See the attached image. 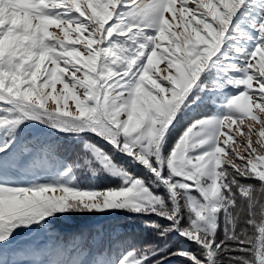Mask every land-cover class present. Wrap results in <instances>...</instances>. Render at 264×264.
<instances>
[{
  "label": "snow or ice",
  "instance_id": "obj_1",
  "mask_svg": "<svg viewBox=\"0 0 264 264\" xmlns=\"http://www.w3.org/2000/svg\"><path fill=\"white\" fill-rule=\"evenodd\" d=\"M58 81L74 112L47 107L68 98ZM260 114L264 0H0V264H264ZM114 211L150 217L155 239L54 235ZM22 233L51 242L19 247Z\"/></svg>",
  "mask_w": 264,
  "mask_h": 264
},
{
  "label": "trees",
  "instance_id": "obj_2",
  "mask_svg": "<svg viewBox=\"0 0 264 264\" xmlns=\"http://www.w3.org/2000/svg\"><path fill=\"white\" fill-rule=\"evenodd\" d=\"M60 151L61 154H67L64 152L63 147H61ZM83 179L86 185H95L97 187L111 185V182H104L103 177L93 178L87 176ZM249 182L258 184V181ZM144 219H150V217L139 216L137 219H119L112 223H109V221L104 226L96 228L81 227L80 224H71L70 222H63L65 226H62L59 220L58 224L54 225V235L61 243L68 241L71 245L74 243L80 244L85 248H92L97 244L107 246L115 243L117 240L126 241L129 244L140 245L143 242L151 241L148 240L149 236L146 230L142 228L144 225ZM46 241L51 242L43 235H38L36 233H22L17 237L16 245L23 247L27 244H43ZM170 264H188V262L183 260H173L170 261Z\"/></svg>",
  "mask_w": 264,
  "mask_h": 264
},
{
  "label": "rangeland",
  "instance_id": "obj_3",
  "mask_svg": "<svg viewBox=\"0 0 264 264\" xmlns=\"http://www.w3.org/2000/svg\"><path fill=\"white\" fill-rule=\"evenodd\" d=\"M179 5H177L178 7ZM169 18H171V13L168 14ZM174 30H179V29H175ZM50 31L56 32L58 35H62V31L61 28L56 27V26H52L50 28ZM76 33H70V36L72 38L76 37ZM85 35H87V33H85ZM257 59H259V56L257 57ZM166 64L167 61L166 60H162L161 58L157 57L154 59V67L155 68H159L160 69V75H167L168 69L166 68ZM78 76H82V73H77ZM63 89V82L58 81L55 85V92H53V96H67L68 98L65 99H61L59 102H57L55 99H49L47 102V107L50 109H54L57 106H59L62 111L65 112H74L76 110V105H75V98L71 93L68 92H62ZM48 91H51V89H49ZM208 111H211V109H209ZM254 113H259L258 109H253ZM262 116H264V114H260ZM191 118V117H189ZM250 122V118H246L243 122V127L245 129H247V126ZM184 124L182 122L181 127H183ZM241 125L240 122L238 121L236 125H233V130L237 132V137L238 139L234 142V141H229V145L232 147H236L238 151H240L241 153L244 152L243 146L239 143V140H245L247 137L245 136H239V129H240ZM256 127L259 128L260 125L257 123ZM226 137L221 136V140L225 139ZM104 182H111V184H115L117 183V181L113 180L110 177H103ZM110 185V184H109ZM161 191H163L161 189ZM49 195H61L62 193H60L59 191H57L56 193H48ZM139 216H134L131 215L127 212H123V211H114V212H109L107 214L104 213H92V214H73V215H68L64 218L59 219L60 220V224L62 226H65L63 222H70L71 224H80L81 227H92V228H96V227H102L105 224H107V222L112 223L115 222L119 219H137ZM59 220L55 223L58 224ZM163 222V221H162ZM142 228L144 230H146L149 239L148 240H154L155 239V234L153 233V231L151 229L146 228L144 225L142 226ZM138 230V229H137ZM63 244L66 245H71V243H69L68 241ZM194 247V246H193Z\"/></svg>",
  "mask_w": 264,
  "mask_h": 264
}]
</instances>
